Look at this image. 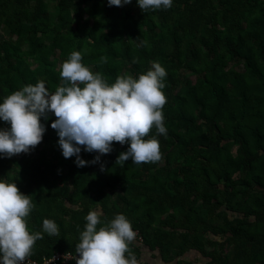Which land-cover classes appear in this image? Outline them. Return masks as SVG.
<instances>
[{
	"label": "trees",
	"instance_id": "trees-1",
	"mask_svg": "<svg viewBox=\"0 0 264 264\" xmlns=\"http://www.w3.org/2000/svg\"><path fill=\"white\" fill-rule=\"evenodd\" d=\"M132 5L138 11L107 0H0V99L40 80L54 92L72 51L109 84L153 61L167 72V133L153 126L145 137L158 139L160 161L116 162L127 145L113 142L98 163L77 167L61 153L52 114L34 150L0 157V178L30 196L29 231L42 232L44 218L58 225L28 257L75 252L85 216L98 210V228L123 214L139 230L144 242H129V252L145 264L143 245L168 260L194 249L203 264H264V0Z\"/></svg>",
	"mask_w": 264,
	"mask_h": 264
},
{
	"label": "clouds",
	"instance_id": "clouds-1",
	"mask_svg": "<svg viewBox=\"0 0 264 264\" xmlns=\"http://www.w3.org/2000/svg\"><path fill=\"white\" fill-rule=\"evenodd\" d=\"M131 0H107V5L124 6ZM143 11L168 9L173 0H136ZM166 69L156 61L138 77L117 76L109 84L99 72L82 63L80 51H72L60 65L62 85L50 92L45 81L27 84L0 99V157L29 153L42 141L46 131L41 118L56 117L51 127L59 137L57 144L64 158L75 157L77 167L98 163L101 156L113 150V142L127 145L116 162L140 164L162 158L156 136L145 138L155 126L157 134L166 135L162 106L166 97ZM83 146V148L81 147ZM96 155L91 161L82 152ZM103 170V165H101ZM29 195L20 191L15 182L0 178V264H24L36 240L43 233L58 234L54 220L44 218L42 232H30L26 218L32 210ZM102 213L90 210L86 224L75 245L76 264H138L129 252V242L136 233L123 214H116L104 226ZM128 252L126 256L125 253Z\"/></svg>",
	"mask_w": 264,
	"mask_h": 264
},
{
	"label": "built area",
	"instance_id": "built-area-1",
	"mask_svg": "<svg viewBox=\"0 0 264 264\" xmlns=\"http://www.w3.org/2000/svg\"><path fill=\"white\" fill-rule=\"evenodd\" d=\"M133 230L136 233L135 240H137L140 243L144 242V237L139 232L138 229L133 228ZM76 255L75 252L72 251H56L52 255L44 256L41 261L37 259H33L30 257H26L24 264H70L75 263V259L73 257ZM138 264H145L144 262L137 260Z\"/></svg>",
	"mask_w": 264,
	"mask_h": 264
},
{
	"label": "crops",
	"instance_id": "crops-1",
	"mask_svg": "<svg viewBox=\"0 0 264 264\" xmlns=\"http://www.w3.org/2000/svg\"><path fill=\"white\" fill-rule=\"evenodd\" d=\"M142 258L148 261L149 264H178V260L190 261L193 264H200L198 260V253L196 250L191 249L182 255L180 258L176 257L173 260L164 259L157 249H152L147 245L142 246Z\"/></svg>",
	"mask_w": 264,
	"mask_h": 264
},
{
	"label": "rangeland",
	"instance_id": "rangeland-1",
	"mask_svg": "<svg viewBox=\"0 0 264 264\" xmlns=\"http://www.w3.org/2000/svg\"><path fill=\"white\" fill-rule=\"evenodd\" d=\"M133 1H134V0H131V3L122 6V8H129L130 6H132V10H134V11H138V8H137L135 5H132V4H133ZM53 4H54V3H53L52 1L49 3V10L51 11L52 14L54 13V10H53ZM87 16H88V13H85V14H84V17H87ZM81 21H82V20H81ZM91 22H92V24H95V21H94V20H92ZM91 22H90V23H91ZM234 66H236V64H234ZM227 67H228V68L233 67V63H232V62L228 63ZM191 77H193V76H191ZM193 78H195V77H193ZM233 144H234V145H233V147H232V150H233V152L235 153V152H237L238 147H237V145H236L235 142H234ZM25 158H26V157H25ZM63 183H64V177L62 176V178H61V179L59 180V182H58V185H62ZM211 236L214 237L212 234H211ZM198 257H201V254L198 253ZM203 258H204V257H201V259H203ZM198 260H199V259H198ZM198 260H196V261L199 262L200 264H203V263H204V261H202V260L198 261ZM206 260H209V259H206Z\"/></svg>",
	"mask_w": 264,
	"mask_h": 264
}]
</instances>
